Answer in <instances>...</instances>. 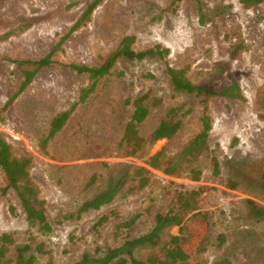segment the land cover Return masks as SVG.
Here are the masks:
<instances>
[{
    "label": "rangeland",
    "instance_id": "374dc122",
    "mask_svg": "<svg viewBox=\"0 0 264 264\" xmlns=\"http://www.w3.org/2000/svg\"><path fill=\"white\" fill-rule=\"evenodd\" d=\"M125 36L134 37V52L154 53L117 59L93 86L72 69L104 64ZM49 54L21 89L24 73ZM168 69L194 86L234 85L242 98L175 91ZM138 100L148 113L136 126L141 147L133 149L123 136ZM161 121L177 130L152 141ZM0 137L14 157L30 158L49 225L27 220L0 169L2 264L19 254L33 264L98 260L148 235L156 216L167 214L181 226L131 247L136 260L264 264V218L246 203L264 207V0L248 7L241 0H0ZM158 152L159 168L151 169ZM109 189L108 204L80 210ZM173 237L183 261L171 253Z\"/></svg>",
    "mask_w": 264,
    "mask_h": 264
},
{
    "label": "trees",
    "instance_id": "16d2710c",
    "mask_svg": "<svg viewBox=\"0 0 264 264\" xmlns=\"http://www.w3.org/2000/svg\"><path fill=\"white\" fill-rule=\"evenodd\" d=\"M262 1L263 0H241L242 4L246 7L260 3ZM133 41H134V37L132 36L123 37L120 40L117 48L108 56L106 62L100 65L99 67H87L85 65H71V67L78 74H87L88 78L92 80V86H93L98 78L103 77L109 73L110 68L113 67L117 59L119 58H126L130 60L136 58L142 59L143 57L154 53L153 50L134 52L130 47ZM49 62H50V54L43 57L38 62L33 63L36 67L33 71L24 73L25 80L21 85V89H23L26 85L31 83L32 78L37 69H40L48 65ZM168 72L171 76L173 88L175 91H181L187 94L195 93L196 95L203 94L206 97L221 95L229 99L242 98V96L238 94V90H237L238 88L234 85L226 86L221 91H216L212 89V87H210V85L208 84L194 86L188 79L184 77V75L180 71L174 69H168ZM140 102H141L140 100L135 102L133 113L125 127L124 136H123V139L128 144L130 143L133 149H137L141 147L142 139L137 135L136 126L145 119L148 113L147 111L148 109L143 105H141ZM66 117H67L66 113H62L59 116H57L55 119H53V121L51 122V129L49 131V136L53 135L62 126ZM177 127H178L177 123L169 124L166 121H161L157 126V128L151 134L152 141L156 142L162 139L170 138L177 130ZM204 136L205 133L202 132L194 138L193 142L195 143H193V145H195L196 148L201 147L200 146L202 144L201 140H203ZM159 157H160L159 152L152 155L147 163L148 167L151 169L159 168L158 166ZM29 164H30L29 157L26 156L19 158L14 157L11 153L10 146L8 145V143L3 138L0 137V169L5 175L7 181L6 188H12L16 192L27 220L31 222H37L42 228L49 229V225L46 220L42 203L37 196V189L35 188L29 177V172H28ZM139 170H148V169L140 168L137 169L136 171L139 172ZM145 184H146V179H141L139 183V187H143ZM113 195H114V189L103 191L99 195L93 197L91 200L84 202L80 210H87L90 208L98 209L100 206L108 204L111 201ZM246 203L249 206L250 212L254 217L264 218V207L257 205L255 202L251 200H247ZM198 214L203 215L200 213ZM203 216L205 219H207L205 215ZM181 224L182 221L179 218V216L176 214L157 215L155 227L148 235L139 239H134L132 241H126L122 246L108 250L106 255L101 259L94 260L85 257L82 261V264H108L112 262L114 259H117L118 264H127L128 261H130L131 264H154L155 263L154 260L150 263H144L142 261L136 260L132 256L130 250L131 247L146 240L148 241L153 240L157 236V234L164 228H168L172 226H181ZM3 238L4 236H2L0 240L3 241ZM219 238L221 240L223 239V237L221 236ZM178 240L179 239L177 237L172 238V242L173 244H175V248L171 251V253L174 255L175 259H178V261H183L185 260L187 255L183 253V250L181 248V242L179 243ZM1 247L4 248V245L2 244ZM124 254L128 256V260L124 258H119V256ZM14 264H33V258L24 257L22 254H19ZM184 264H188V263H184Z\"/></svg>",
    "mask_w": 264,
    "mask_h": 264
},
{
    "label": "bare ground",
    "instance_id": "6f19581e",
    "mask_svg": "<svg viewBox=\"0 0 264 264\" xmlns=\"http://www.w3.org/2000/svg\"><path fill=\"white\" fill-rule=\"evenodd\" d=\"M26 3H27V2H26ZM58 78H59V77H58ZM50 88H51V87H50ZM46 90H47V89H46ZM55 92H56V91H55ZM63 92H64V91H63ZM57 93H58V92H57ZM50 94H51V92H50ZM59 94H60V93H59ZM46 96H49V95H46ZM53 96H54V93H53ZM63 96H64V95H63ZM53 98H54V97H53ZM53 98H52V99H53ZM55 98H56V97H55ZM57 98H58V97H57ZM47 100H48V99H47ZM50 100H51V99H50ZM44 102H47V101H44ZM52 102H53V101H52ZM52 102H51V103H52ZM59 102H60V101H59ZM53 103H54V102H53ZM56 103H57V102H56ZM58 104H59V103H58ZM234 112H235V111H234ZM37 115H38V114H37Z\"/></svg>",
    "mask_w": 264,
    "mask_h": 264
}]
</instances>
